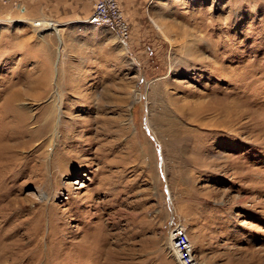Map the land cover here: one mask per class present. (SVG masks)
<instances>
[{"label": "rangeland", "instance_id": "rangeland-1", "mask_svg": "<svg viewBox=\"0 0 264 264\" xmlns=\"http://www.w3.org/2000/svg\"><path fill=\"white\" fill-rule=\"evenodd\" d=\"M117 2L0 0V264H264V0Z\"/></svg>", "mask_w": 264, "mask_h": 264}, {"label": "built area", "instance_id": "built-area-1", "mask_svg": "<svg viewBox=\"0 0 264 264\" xmlns=\"http://www.w3.org/2000/svg\"><path fill=\"white\" fill-rule=\"evenodd\" d=\"M85 21L95 25H105L117 32L121 38L128 34V24L121 15L117 0H96ZM40 21H37V23ZM171 250L179 264H201L193 253L191 241L177 222L171 220L168 228Z\"/></svg>", "mask_w": 264, "mask_h": 264}, {"label": "crops", "instance_id": "crops-1", "mask_svg": "<svg viewBox=\"0 0 264 264\" xmlns=\"http://www.w3.org/2000/svg\"><path fill=\"white\" fill-rule=\"evenodd\" d=\"M91 9V0H35L36 12L61 25L84 20Z\"/></svg>", "mask_w": 264, "mask_h": 264}, {"label": "bare ground", "instance_id": "bare-ground-1", "mask_svg": "<svg viewBox=\"0 0 264 264\" xmlns=\"http://www.w3.org/2000/svg\"><path fill=\"white\" fill-rule=\"evenodd\" d=\"M35 24H41V22H38V23L35 22ZM44 24H46V26H49V27H53L55 25L54 22H46ZM59 43H61L60 37H59ZM42 89H43V93L49 89V85L47 82H45V81L42 82ZM44 94H46V93H44ZM50 104H51V102L48 103V105H50ZM52 114H53V112H51V111L47 113V117L45 118V123H51L52 120H50V117H52Z\"/></svg>", "mask_w": 264, "mask_h": 264}]
</instances>
